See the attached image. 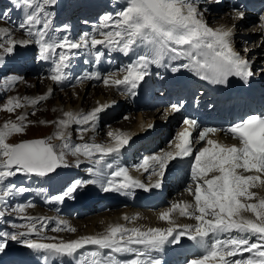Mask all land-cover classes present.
<instances>
[{"label":"snow or ice","instance_id":"obj_1","mask_svg":"<svg viewBox=\"0 0 264 264\" xmlns=\"http://www.w3.org/2000/svg\"><path fill=\"white\" fill-rule=\"evenodd\" d=\"M215 2L219 3V0ZM56 3L57 0H13V7L23 12L16 28L22 30L26 38L15 39L12 29L0 28V65L15 53L17 46L34 44L38 59L50 65L49 78L56 84H63L70 78L69 69L80 54L78 50H86L96 65L105 57V50L109 55L119 52L130 56L128 63L115 71L104 74L94 71L79 79H95L130 96H135L140 84L152 75V66L171 68L173 73L187 69L200 80L214 85H226L233 76L247 83L255 74L251 62L234 49L232 30L210 27L203 18L205 10L201 9L199 0H123L118 10L103 14L93 30L83 33L78 40L67 34L68 25L53 26V14L48 9ZM12 10L9 8L0 13V18L10 19ZM244 17V9L237 8L234 18ZM259 20V29L264 33V13ZM261 41L264 43V35ZM173 62L179 63L174 65ZM259 71L264 72V68ZM21 79L18 76L3 77L0 91H10ZM50 95L51 90L47 95L25 99L35 106ZM5 100L2 107L8 113L25 106L19 97H5ZM111 106L101 104L86 114L66 112V119L56 123L61 129L73 123L81 126L79 138L83 140V133L95 130L100 114ZM183 108V101H179L172 103L169 110L179 113ZM19 120L21 123L6 122L0 128V206H4L0 209V218L12 213L23 214L31 206L30 203L19 204L10 213L6 211V198L29 191L25 186L11 183V178L17 175L49 177L58 169L69 167L66 152L82 155L91 162L86 169L90 178L70 181L60 194L51 197L54 201L74 198L75 193L86 185H99L104 192L160 188L171 161L192 157L190 180L195 188L189 184L186 191L194 196V204L174 202L160 212L159 219L170 225L167 228H129L116 224L110 225L102 234L68 241L43 234L51 222L48 218L21 215L27 223H12L11 228L16 231L0 230V252L9 242H18L34 252L43 253L45 262L68 257L76 259L77 264H162L153 252L161 251L165 244H177L181 237L187 236L201 251L185 264H264V198L250 202L257 199V193L252 189L264 186V114L248 115L226 129L239 139V146L209 139V134L220 129L201 126L195 118H184L182 123L186 127L169 141V147L174 144L175 151L161 149L143 157L136 165L138 171L143 169L150 178L158 177L155 183L147 185L133 178L127 168L114 166L106 160L109 156H118L130 143L131 137L127 134L109 132L107 135L113 138L109 145H73L63 131L55 137L61 141L60 145L52 144V137L16 144L6 142L13 132L24 131L26 116H20ZM86 125L88 127H84ZM194 131H197L196 136H193ZM202 142L206 146L195 147ZM81 163L78 159L75 166L79 167ZM238 170L255 174L245 175ZM213 172L219 174L208 178ZM177 212L196 223L177 224L172 218ZM244 213H250L253 218ZM124 219L129 220V217ZM65 230L76 231L59 220L51 228L54 232ZM87 246H95V250L82 252ZM120 256L130 258L120 259Z\"/></svg>","mask_w":264,"mask_h":264},{"label":"rangeland","instance_id":"obj_2","mask_svg":"<svg viewBox=\"0 0 264 264\" xmlns=\"http://www.w3.org/2000/svg\"><path fill=\"white\" fill-rule=\"evenodd\" d=\"M61 4H62V2L57 0L56 5H54V6H55V8H58V7L61 6ZM210 15H213V13L210 14ZM208 20L211 21L212 23L214 22L213 24L215 26H218V27H222L224 25H230L232 23L231 20H229V19L225 23H222L223 21L219 22L217 19H213V18L208 19ZM1 27H5V26L1 25ZM18 34H19V37L22 35L20 33H18ZM18 39H20V38H18ZM3 67L4 66H0V69L3 68ZM3 74H6V73H3ZM28 77H34V76H28ZM29 80H33V79L29 78ZM36 85L40 86L38 84H36ZM15 86L11 90L13 91L14 96L19 97V98L23 97L22 96L23 93H25L29 97H33V96H30L31 94H34V92H31V91L35 90V88L37 87V86H35V82H32V81H29L27 84H23V82H18V83H15ZM90 89H92V87H83L82 90L75 89V90L72 91L73 93H71L69 91H64L63 94L57 93L58 95H60V97L62 99H68L70 97L75 99L74 100L75 103L70 106L71 108L68 107L70 109V111L67 108V106H69L67 101H65L64 104L62 103L63 104L62 111L64 113H66L68 111L71 112V110H72L76 114L78 112V110H82V109L86 110L88 108H91V107L95 106L98 103L97 100L100 98V95H101L102 92L99 93L97 96H94L93 95L94 91L101 90V89L95 88L92 91H89ZM77 90H78V92H76ZM85 90L88 91V92H86V94L83 95ZM56 91H59V90L56 89ZM104 92L107 93V91H104ZM104 92L102 94L105 95L106 98H108V97L109 98L110 97L114 98L115 97L113 92H109L108 94H106ZM78 93H79V96H77ZM13 94H12V92H10V93L7 94V96H4V97L0 98V128H3L4 124L7 121L13 122V120H14L15 123H21V121L19 120V117L20 116H26L25 115V110H26V108L31 106V105L27 106L29 104L26 102L25 106L22 109L21 108L18 109V110L15 109V111L13 113L6 112L5 110H3V107H2L3 103L6 102L5 97H12ZM58 95H56L55 97L51 98V96H53V94L51 93V95L48 96V97L51 98V99H49L50 100L49 104L48 103L47 104H43L41 109L39 110V112H37L38 113V117H40L41 119H37V117L34 115V117L32 119L34 121V124L28 126L29 125V120L32 118V116L31 115L26 116V120L23 121V124L25 125L24 131L23 132H13L7 138L6 142L12 143V144H16L19 141L26 140V139L42 138L43 140H48L50 137H52L53 139L51 140V143L54 144V145H60L61 144L60 140L59 139H55V137H56L55 135H57L56 133H58V132H55V131H58V129H59V131L62 130L56 124L57 118H55V112H54V111L57 112V103H60L62 101L61 99H59ZM25 100L26 99H24V101ZM87 101H89V102L87 103ZM121 101H123V100H121ZM42 103H39V104H42ZM85 103H87V104H85ZM29 111L31 113H36V112H34V110H29ZM86 111H88V110H86ZM123 112L126 113V114L122 115V117H121L122 119H124V117H126L128 114H130L131 116L135 115L134 113L128 111L125 108V106L123 107ZM139 114H141V113H139ZM57 116L63 117L61 114H59ZM136 117H137V115H136ZM118 118L111 117V119L109 121H107V122L103 121L101 123V126H104L103 128L105 129V134H107V132H108L109 128L107 127V125L109 124V122L114 121V120L120 121ZM144 121H145V119H143L142 117H138L136 123L137 124H144ZM114 122H117V121H114ZM132 123L133 122H131V125H132ZM75 125L76 124H74V123L70 124L65 130L63 129V132L66 135V137L70 138V140L79 142L78 139H80L79 137H80L81 133L79 134L76 131V129L74 128ZM112 127H114V126H112ZM130 128H131V126H130ZM144 130L145 129H142L140 132H142ZM140 132H138V133H140ZM53 134H55V135H53ZM84 135H85V133H84ZM86 135L90 136V139L93 138V139L102 140V139L105 138L104 135H101L99 133H90V134H86ZM109 137L106 139L107 140L106 142L102 143L103 145H109V144H111L113 142V138L109 139ZM83 139L85 140V142H88V137L87 136H85ZM94 141H95L94 143H96V144L98 143L96 140H94ZM57 150L59 151V148ZM67 153H68V155H70L69 157L71 159H73V160L84 159L83 156H73L71 154V152H66V157L65 158H67V156H68ZM62 179H64L65 183H66V181L68 180V177H62ZM256 189L257 188H254V190H256ZM260 189L264 190V187H260ZM255 202H258V200L256 199ZM0 209H4V208L0 207ZM36 209L40 210L43 214H46V215H49V216L52 215L51 213L45 212L44 210H42L40 208H36ZM6 211L7 212L9 211V213L11 212L10 209H8ZM17 214L19 215V213H17ZM21 215H25V214L23 213ZM150 215H152L154 217H151ZM8 216H10L9 220H13L15 218V213H12V214H10ZM123 216L124 217L125 216L129 217V220H125ZM144 216H146L147 218H150L152 220H156V215L144 212L143 210L138 209V208H133V207H128V206H126V207H122L121 206L120 208H114L111 211H103V212H99V213L94 212V213H91V215L90 214L89 215H82V216H79L78 218H70V224L76 229V231L75 232H68V233L67 232L66 233L62 232V235H60L59 238L62 239V240L68 241V240L78 239V238H80L82 236H86V235H91V234L92 235H98V234L104 233L106 231V229L110 225H116V224L124 225L126 227L133 226V227L144 228L145 224L147 222L144 219ZM249 217L253 218L251 216H249ZM93 219H94V221H93ZM3 221H5V220H3ZM3 221H1V222H3ZM24 223H27V221L26 222L24 221ZM91 223H93V224H91ZM3 225H4V223L1 224L0 226H3ZM98 225H100V226H98ZM88 230H91V231L88 232ZM50 233L52 234V233H54V231L50 230ZM33 238H35V237H33ZM60 239H58V240H60ZM19 244L22 245L21 243H19Z\"/></svg>","mask_w":264,"mask_h":264},{"label":"bare ground","instance_id":"obj_3","mask_svg":"<svg viewBox=\"0 0 264 264\" xmlns=\"http://www.w3.org/2000/svg\"><path fill=\"white\" fill-rule=\"evenodd\" d=\"M212 14V13H211ZM211 18H213V19H217L218 21H223L222 23H225V22H227L228 21V19L226 18V16L225 15H223V12H221V11H218V12H216V13H213V15H210L209 13H207V12H205L204 13V19H211ZM233 18V17H232ZM209 21V20H208ZM209 22H211V21H209ZM247 20H244L243 21V23H242V25L241 26H243V27H245V26H247ZM1 25H4V23H0V28H6V27H1ZM225 26V25H224ZM227 26V25H226ZM215 28H220V27H215ZM13 33H14V38L15 39H18V38H20L19 37V34L17 33V32H15V31H13ZM235 46V45H234ZM18 49V48H17ZM8 62V64H9V67H12L13 68V61H12V59L10 58V57H8V58H6V60H5V63L3 64V65H5L6 63ZM3 65H0V66H3ZM28 76H31V75H28ZM25 77L24 79H21L19 82H23V84H27L29 81H32V82H35V86H37L36 84H38V85H40V86H37L36 88H35V90H32L31 92H34V94H31L30 96H33V97H29V96H27L25 93H23L22 94V98H21V102L25 105V103L27 102V100H25L24 101V99L27 97V99L29 98V99H32V98H37V97H39V96H41V95H46V94H48V92H49V90H51V93L53 94V96H51V98H53V97H55L56 95H58L57 93H60V94H63V92L64 91H69V92H71V93H73L72 91L73 90H75V89H80V90H82L83 89V87H84V85H86V84H84V85H81V86H79V87H75V88H72V89H63V91L62 90H59V91H56V87L55 86H53L52 85V83L49 81V80H47V79H42L40 76H38V75H34V77ZM29 78H31V79H33V80H29ZM28 79V80H27ZM27 82V83H26ZM42 84V85H41ZM16 87V86H15ZM95 88H99V89H101V90H96V91H94V93H93V95L94 96H97L99 93H103L104 91H107V93L106 92H104V93H106V94H108L109 92H112L110 89H108V88H104V87H100V86H98V87H92V89H90L89 91H92L93 89H95ZM1 92V95H4V96H7V94L8 93H10V92H12V94H13V91L12 90H10V91H7L6 93L5 92H3V91H0ZM30 92V93H31ZM41 92V93H40ZM76 92H78V90L76 91ZM86 92H88V91H84V93H83V95H85L86 94ZM101 93V95H100V98L97 100L98 101V103L95 105V106H93V107H91V108H88V109H86V110H88V111H86L85 109H82V110H78V112L76 113V114H80V113H88V112H90L93 108H95V107H97V106H99V105H101V104H109V105H112L111 107H109L105 112H103V113H101L100 114V120H99V122H98V126H97V128L95 129V130H89V131H87V132H85V135H84V133H83V138L85 137V136H87L88 137V142H85V140L83 139V140H81V139H78V141L79 142H77V141H72L71 140V142L73 143V145H76V144H83V143H94L95 141L94 140H96L98 143L97 144H101V145H103L102 143H104V142H106L107 140V138L109 137L107 134L109 133V132H114V133H120V132H123V133H125V134H127L128 136H130L131 137V140H130V143L127 145V147L129 148V147H136L137 145H139V137H140V135L142 134L140 131L142 130V129H145L146 130V128H148V126L150 125V121L156 116V114L155 113H151V112H148V111H146V112H141V114H139V113H134L135 115H130V114H128L126 117H127V119H125V117H124V119H122L121 117H122V115H124L125 113L123 112V107L125 106V108L129 111V108H130V106H128L129 105V100H127L125 97H122V96H117L116 94H114V96L116 97H114V98H112V97H108V98H106V96L105 95H103ZM77 96H79V93L77 94ZM12 97H16V96H14V94H13V96ZM58 97H59V99H61L62 101L60 102V103H57V112L56 111H54L55 112V118H57V121L56 122H58L60 119H66V117H65V113L62 111V107H63V104H64V102L65 101H67V103L69 104V106H67V108L68 107H70L72 104H74L75 103V99L74 98H72V97H70V98H68V99H62L61 97H60V95H58ZM50 97H48V99H46V100H44V101H42V102H40V103H42V104H37V105H35V106H30V104L29 105H27V106H30V107H28V108H26V110H25V115L26 116H28V115H31L32 116V118L29 120V125L28 126H30V125H32V124H34V121L32 120L33 119V117H34V115L37 117V119H41L40 117H38V113L37 112H39V110L41 109V107H42V105L43 104H49V99H51ZM121 100H123V101H121ZM89 101H87V103H88ZM52 103V102H51ZM63 103V104H62ZM87 103H85V104H87ZM21 109L23 108V107H20ZM20 108H17V110L18 109H20ZM71 108V107H70ZM131 108L133 109V107L131 106ZM69 109V108H68ZM29 110H34V112H36L34 115L29 111ZM68 111V110H67ZM69 111H70V109H69ZM68 111V112H69ZM71 112L72 113H74V111H72L71 110ZM130 112H132V111H130ZM59 114H61L63 117H61V116H57V115H59ZM111 116V117H114V118H118L120 121H118V120H114V121H117V122H114V121H111V122H109V124L107 125V127L109 128H107L108 129V132H107V134H105V129L103 128L104 126H101V123L103 122V121H109L110 119H111V117H108V116ZM136 115H137V117H136ZM138 117H142L143 119H145V121H144V124H137L136 122H137V119H138ZM9 118V117H8ZM7 122H10V121H7ZM114 122V123H113ZM131 122H133L132 123V125H131ZM13 123H15V121L13 120ZM57 124V126L59 127V128H61L59 125H58V123H56ZM112 126H114V127H112ZM130 126H131V128H130ZM81 126H79V125H75L74 126V128L76 129V131L80 134V132H79V128H80ZM84 127H88L87 125L86 126H84ZM31 128V127H30ZM29 128V129H30ZM126 128V129H125ZM106 129V130H107ZM61 130V129H60ZM65 130V129H64ZM61 131H63V129L61 130ZM55 132H59V129H58V131H55ZM138 132H140V133H138ZM90 133H99V134H101V135H104V139H102V140H98V139H90V136H88V135H86V134H90ZM57 134V133H56ZM53 135H55V134H53ZM56 136V135H55ZM66 136V135H65ZM112 137H109V139H111ZM60 143H61V141H60ZM67 155H68V153H67ZM70 155H68L67 156V160H68V164H69V167H65V168H60V169H58L57 170V175H60V176H62V177H68V179H69V177H70V175H71V171L73 170V169H75V168H77L76 166H75V162L78 160H73V159H71L70 157H69ZM82 156V155H81ZM113 156H109L108 158L109 159H111ZM83 158L84 159H79L80 161H82V163L80 164V165H82V164H88L89 166H91V162L87 159V158H85L84 156H83ZM253 174H255V173H253ZM90 177V176H89ZM20 179L18 178V177H12L11 178V183H15L16 181H19ZM68 181V180H67ZM67 181H66V183H67ZM95 185H90L89 186V188H91L88 192V196L86 197V198H84V199H82L80 202H79V205H78V207H80V206H82L83 205V209H90V207L92 206V203L95 201L96 202V200L99 198V192H97V191H93V189H92V187H94ZM261 187H264V186H261ZM252 191H254V192H256L257 193V200L259 199V198H264V190H262V189H260V187H258L256 190H254V189H252ZM7 199V201L9 202V205H8V207H7V209H12L13 207H15L16 205H19V204H21V203H17L16 202V200H17V198H13V199H11V197L10 198H6ZM97 201H99V200H97ZM247 202V201H246ZM250 202H253V203H255V200H253V201H250ZM73 206H75V204H70L69 205V207H68V209H70V207H73ZM118 208H120V207H118ZM114 208H112V207H110V208H108V209H106L105 211H111V210H113ZM62 211H66V209L65 208H63V210ZM68 211V210H67ZM110 213V212H109ZM24 214L25 215H23V216H32V217H40V218H48V220L49 221H51V218L50 217H48L46 214H43L40 210H38V209H32V208H30V207H27L26 208V210H25V212H24ZM154 215H156L155 213H153ZM91 215V214H90ZM244 215L245 216H251L250 215V213H244ZM151 217H154V216H152V215H150ZM6 217V219H7V222H10L11 220H9V218H10V216H8V215H6L5 216ZM119 217V216H118ZM124 217V216H123ZM121 218V217H120ZM3 219H4V217H3ZM144 219L146 220V219H150V218H147L146 216H144ZM156 219H157V215H156ZM82 220V219H81ZM121 220V219H120ZM123 220V219H122ZM150 220H152V219H150ZM93 221H94V219H93ZM152 221H156V220H152ZM26 222V221H25ZM97 222V221H96ZM77 223V222H76ZM91 224H93V223H91ZM81 226V225H80ZM88 226V225H87ZM98 226H100V225H98ZM145 226H147V225H145ZM1 227L2 226H0V229H1ZM53 226H52V224H51V222L48 224V230H46L43 234L44 235H47V236H49V237H56L57 239H60L59 237H60V235L59 234H55V232L54 233H50V230H51V228H52ZM79 227V226H78ZM86 227V226H85ZM94 227V226H93ZM97 227V226H96ZM88 228V227H87ZM86 228V229H87ZM79 230V229H78ZM92 230V229H91ZM91 230H88V232L89 231H91ZM85 231V230H84ZM95 231V230H94ZM68 232H71V231H67V233ZM97 232V231H96ZM92 235V234H91ZM67 237V236H66ZM64 238V237H63ZM66 258H68V257H65V259ZM68 259H72V258H68Z\"/></svg>","mask_w":264,"mask_h":264},{"label":"water","instance_id":"obj_4","mask_svg":"<svg viewBox=\"0 0 264 264\" xmlns=\"http://www.w3.org/2000/svg\"><path fill=\"white\" fill-rule=\"evenodd\" d=\"M40 139H42V138L27 139V140H22V141H20V142H18V143H21V142H23V141H30V140H40Z\"/></svg>","mask_w":264,"mask_h":264}]
</instances>
